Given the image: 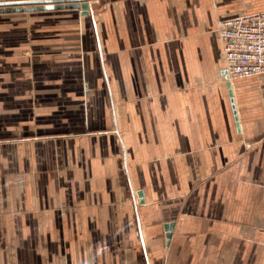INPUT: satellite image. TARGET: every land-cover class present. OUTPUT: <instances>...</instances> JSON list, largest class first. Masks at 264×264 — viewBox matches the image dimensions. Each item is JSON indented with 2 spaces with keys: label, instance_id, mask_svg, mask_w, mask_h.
Masks as SVG:
<instances>
[{
  "label": "crops",
  "instance_id": "0c3cea01",
  "mask_svg": "<svg viewBox=\"0 0 264 264\" xmlns=\"http://www.w3.org/2000/svg\"><path fill=\"white\" fill-rule=\"evenodd\" d=\"M112 1L0 13V137L51 134L0 144V264H264V74L237 122L219 33L264 0Z\"/></svg>",
  "mask_w": 264,
  "mask_h": 264
},
{
  "label": "built area",
  "instance_id": "2783aa9c",
  "mask_svg": "<svg viewBox=\"0 0 264 264\" xmlns=\"http://www.w3.org/2000/svg\"><path fill=\"white\" fill-rule=\"evenodd\" d=\"M219 33L229 81L264 74V9L220 20Z\"/></svg>",
  "mask_w": 264,
  "mask_h": 264
},
{
  "label": "water",
  "instance_id": "95a60500",
  "mask_svg": "<svg viewBox=\"0 0 264 264\" xmlns=\"http://www.w3.org/2000/svg\"><path fill=\"white\" fill-rule=\"evenodd\" d=\"M93 0H0V13H10V12H32L35 10H53V9H80L84 15L89 14L93 10L92 6ZM226 74V72H225ZM229 88V94L234 108V113L236 115L237 122V110L233 98L232 83L227 82ZM167 230V238L172 236L174 230V223H169L165 225Z\"/></svg>",
  "mask_w": 264,
  "mask_h": 264
},
{
  "label": "rangeland",
  "instance_id": "374dc122",
  "mask_svg": "<svg viewBox=\"0 0 264 264\" xmlns=\"http://www.w3.org/2000/svg\"><path fill=\"white\" fill-rule=\"evenodd\" d=\"M93 1H95V3H97V5H95L96 7L94 6L93 10H92V11H94V14L104 11L105 8L108 5L113 4L112 0H93ZM74 18H77V17L73 16V17H70L68 19L71 20V19H74ZM45 20H47V18L44 19V21ZM45 99L46 98H44V102H45ZM51 99H53V98H51ZM51 99H49V102H51V103L55 102V101H52ZM131 100H132L131 102H136L138 100V98H132ZM48 108L50 109L49 106H48ZM50 131H52V130H50ZM48 135H51V134H45L44 135V134H35L34 133V134H26V135H21V136H16V137H13V136L0 137V144H2V143L24 142V141H26V142H29V141L34 142V141L40 140V139L44 140V139H46V137H49Z\"/></svg>",
  "mask_w": 264,
  "mask_h": 264
}]
</instances>
